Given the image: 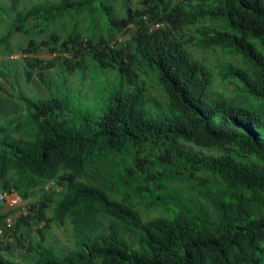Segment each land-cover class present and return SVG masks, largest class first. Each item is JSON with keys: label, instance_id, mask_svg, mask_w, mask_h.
<instances>
[{"label": "trees", "instance_id": "16d2710c", "mask_svg": "<svg viewBox=\"0 0 264 264\" xmlns=\"http://www.w3.org/2000/svg\"><path fill=\"white\" fill-rule=\"evenodd\" d=\"M47 1L18 13L15 29L76 7L100 13L111 33H56L30 38L20 57L10 51L35 95L5 90L1 81L18 75L0 66V111L10 99L25 109L24 122L0 121V188L34 199L8 229L0 264H28L33 251L36 264H262L264 115L247 103L264 101V0H137L135 8L125 0L123 15L111 0ZM217 47L230 57L219 63L235 88L229 95L191 49ZM46 49L51 59L34 56ZM89 60L127 89H110L103 106L82 113L69 107L82 89L69 77ZM50 182L63 192L46 189ZM82 212L91 219L76 246L43 253L52 223L73 224ZM32 222L36 242L22 231ZM15 244L24 261L4 253Z\"/></svg>", "mask_w": 264, "mask_h": 264}, {"label": "rangeland", "instance_id": "374dc122", "mask_svg": "<svg viewBox=\"0 0 264 264\" xmlns=\"http://www.w3.org/2000/svg\"><path fill=\"white\" fill-rule=\"evenodd\" d=\"M111 1L114 4L116 3V9L120 13V15L125 14V12L127 11V3L125 0ZM43 2L48 1L0 0V66L2 67V69L10 72L12 71V69H14V73L18 75L17 80L8 81L7 78H4L1 82L5 90L10 89L13 86L16 87V89H13L15 94L17 90H22L32 95H35L36 92H32L30 85L28 86V84L24 80L23 59L9 58L10 51L14 52L12 56L20 57L22 54V52L20 53V51L22 49H19V46L21 44L25 45L30 38L45 39L50 35L56 33L60 36H65L68 33H82L88 36H107L111 33L110 24L107 22V19L105 17L100 15V13L95 16V12H91L89 16H85L84 14H88L89 11L85 9L79 10L76 7L73 8L71 11H65L63 14H61V16H58L55 19L54 17L49 15L40 16V18H38L39 24L37 28H34V25L31 24V19H24L22 23H26L25 28L29 29V32H22L16 30L14 25L16 24L18 13H25L28 9L36 6L37 4H43ZM129 4L133 6V8H135L138 4V1L129 0ZM188 32L189 28L187 29V34ZM127 37L128 34L124 36V38ZM191 49L196 57L200 58L205 63H209V65L212 67V71L214 73V89L218 92L224 91L228 95L232 94L235 88L232 84H230L229 81H224L222 79L219 66L220 61H226L230 57L226 55V53L219 47H217V50L204 48ZM35 55L43 59H51L54 56L53 53L48 52V49H46V51H40L34 54V56ZM77 68L79 69V73L76 74V76L70 75L69 77L70 82H74L77 86H80V88H82L80 93L77 91V93L71 98L69 102V107L73 110L82 113L86 111L93 112L94 110L105 104L107 93L110 89H127V86H124L122 81L119 79L117 73L111 75V73L107 72L106 69L97 66L94 61H87V68L85 70H83L79 66ZM154 88H156V86ZM155 95L159 99H165L164 96H162L160 93H156ZM247 106H249V108L251 107L259 110L264 115L263 100L259 99L257 101L248 102ZM9 107L11 109L18 108L19 110L16 113L10 112L7 110L9 109ZM100 110L101 109H99L98 111ZM8 112L9 116L2 120L1 116L3 114H8ZM22 115H25V109L23 108V105L20 102H17L15 99H10L7 101V107L0 111V121L5 124L10 121L8 119H14V123L24 122V119L19 117ZM25 120L28 121L27 118ZM133 165V162H128L127 166L133 168ZM123 172L127 173L126 170H124ZM114 179V182L117 184L122 182V171H118ZM190 184L188 183V185ZM192 184L194 185L195 183L192 182ZM210 184L218 185L220 183L218 178L212 177L210 179ZM53 187V183L47 184L45 186L46 189H48L54 194L58 195L63 192V187L58 185H56L55 188ZM0 190L7 191V197L3 200H0V218H2V215H5V219L10 217L12 220L11 226H13L17 224V221L19 220L22 214H27L29 212L30 204L33 202L34 199L33 197L28 199H21L16 192H12L2 188H0ZM120 190L122 193H132L131 189H124L122 186H120ZM111 196L115 197V195L113 194H111ZM118 197L120 198L121 196ZM14 199H16V202L13 201ZM49 213H51V211ZM145 214L148 217H152L159 215V212L155 209L151 212H146ZM90 219L91 218L87 212H82L77 222L73 224L69 221H66L62 224L52 223L51 227L46 230L48 236L47 240L43 242L45 243L46 247L45 249H43L42 252L49 254V245H52L57 252L59 251L60 254L64 253V250L68 248H74L76 246L75 239L81 236L83 230L87 227ZM105 219L109 221V218ZM6 228H8L6 224L0 225V245L6 242L5 239H11L12 234L11 232H6ZM22 231L29 232L30 234H32V237L30 238L32 242H36L38 240L37 224H35L34 222H32L27 228L24 227ZM12 241L15 242V240ZM25 252L26 251L24 249L19 247V245L15 244V246L11 248V251L4 253L6 255L12 256L17 261H24L26 259ZM29 255L30 257L27 263L36 264L40 255H37L34 251L30 252ZM262 264H264V260Z\"/></svg>", "mask_w": 264, "mask_h": 264}, {"label": "built area", "instance_id": "2783aa9c", "mask_svg": "<svg viewBox=\"0 0 264 264\" xmlns=\"http://www.w3.org/2000/svg\"><path fill=\"white\" fill-rule=\"evenodd\" d=\"M7 197V193L6 192H2L0 191V200H3ZM14 202H16V199L13 200ZM4 224H6L8 227H11L12 225V220L10 217L6 218L4 220ZM1 231V230H0Z\"/></svg>", "mask_w": 264, "mask_h": 264}, {"label": "clouds", "instance_id": "9594fccd", "mask_svg": "<svg viewBox=\"0 0 264 264\" xmlns=\"http://www.w3.org/2000/svg\"><path fill=\"white\" fill-rule=\"evenodd\" d=\"M145 17V16H144ZM145 18H147V17H145ZM160 25V23H157L154 27H158ZM128 37H129V35H128ZM124 38V37H123ZM50 183H53V185H54V182H50ZM49 183V184H50ZM0 191H2V192H6L7 193V191H5V190H0ZM10 191H12V192H16L19 196H20V198L22 199V197H21V195L18 193V191H16V190H14V189H12V190H10ZM3 216V218H2V221H0V225L1 224H4V220H5V215H2ZM12 227V226H11ZM10 227H8V228H6V232H9L8 231V229H9ZM6 234V233H5Z\"/></svg>", "mask_w": 264, "mask_h": 264}]
</instances>
